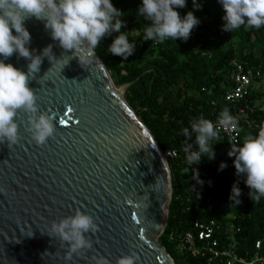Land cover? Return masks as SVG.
<instances>
[{"label":"water","instance_id":"1","mask_svg":"<svg viewBox=\"0 0 264 264\" xmlns=\"http://www.w3.org/2000/svg\"><path fill=\"white\" fill-rule=\"evenodd\" d=\"M24 27L34 55L52 46L55 59L43 58L29 87L40 111L55 117L56 132L37 145L21 113L20 140L0 144V264H95L99 257L116 264L131 254L136 264H174L156 239L169 214L170 168L122 98L129 85L119 99L97 56L81 65L42 20L26 19ZM63 56L65 66L56 60ZM4 62L27 72L29 61L17 53ZM77 209L94 218L97 231L88 234L91 249L66 260L67 245L48 230Z\"/></svg>","mask_w":264,"mask_h":264},{"label":"trees","instance_id":"2","mask_svg":"<svg viewBox=\"0 0 264 264\" xmlns=\"http://www.w3.org/2000/svg\"><path fill=\"white\" fill-rule=\"evenodd\" d=\"M111 2L124 13L120 17L125 22L121 32H125L129 42L132 43L133 38L126 32L128 26L134 29L140 39L145 40V28L150 26L151 21L137 14L142 0ZM210 6H217L224 11L219 0H186L185 7L176 8L181 18L187 14L183 9H190L199 20L198 25L186 41L171 38L166 39L163 44L151 41L158 52L153 55L148 48V56L141 65L124 64L123 57L109 51V46L119 33L113 32L106 36L95 49L97 58L109 73L113 84L116 87L129 85L124 93L125 99L150 130L160 149L179 150V156L168 162L173 194L166 227L160 238L175 264H207V257H192L182 248L181 239L188 232L194 233L195 221L205 219L215 221L224 231L231 222L226 220V214L230 212L235 216L232 223L240 228L236 236L238 255L252 254L256 242H260L261 253L264 254V197L259 201L251 198V189L245 183L246 175L236 174L235 156L232 161H225L221 150L224 142H211L215 156L213 159L202 157L198 178L184 164L181 152L185 143L182 135L184 128L190 130L192 123L201 116L204 119H215L224 108H228L231 115L233 114L232 106L224 102V94L230 86L229 71L233 60L251 64L261 71V78L242 103L243 107L247 106L246 119L257 127L249 128L240 122L239 144L236 147L242 145L248 135L254 136L264 130V109L257 106L258 100L264 97V92L260 90L264 75V45L257 40H264V26L259 29L241 26L232 32L225 31L216 19H211ZM253 37L257 39L253 40ZM233 38L238 40L237 46L243 47L238 54L231 46L230 40ZM140 44L141 51H146L147 43ZM182 76L197 82L199 97L184 98L182 104L174 106L168 102L170 94L165 90L174 86ZM201 77L206 78L204 84L197 81ZM161 94L165 97L163 106L158 102ZM222 164L226 167L221 169ZM233 186L240 190L238 198L233 197ZM198 193L205 196L204 201L197 200ZM216 199L227 202L229 211L218 212L216 208L208 211V206ZM221 241L224 242V238ZM211 264L222 263L214 260Z\"/></svg>","mask_w":264,"mask_h":264},{"label":"clouds","instance_id":"3","mask_svg":"<svg viewBox=\"0 0 264 264\" xmlns=\"http://www.w3.org/2000/svg\"><path fill=\"white\" fill-rule=\"evenodd\" d=\"M219 2L225 11V31L232 32L241 26L256 29L264 26V0ZM185 5L186 0H142L137 14L151 21L150 26L145 28L143 38L156 44H163L168 38L186 41L199 20L192 12L181 18L180 13L174 10ZM122 15L124 13L115 8L111 0H0V56L4 58L0 60V144L6 142L9 146L20 140L21 113L27 116L26 130L37 145L46 144L56 132L55 117L40 111L36 90L29 87L30 81L40 71L43 58L50 60L49 53L54 58L52 46L48 45L40 55H34L27 46L31 35L24 27V21L32 17L42 20L45 28L51 31L52 39L58 41L65 51H71L82 65L91 62L100 42L113 32L119 35L109 46V51L124 59L132 55L135 45L129 42L125 32H121L125 25L120 19ZM14 53L29 61L27 72L4 62ZM64 57L56 60L64 61L65 66L70 59L65 60ZM221 130L237 134L240 131L237 119L228 108L223 109L215 125L211 120L200 118L192 123L191 130H182L185 137L183 151L188 165L199 164L202 157L214 158L211 142L219 138ZM193 134L194 143H190ZM228 155L235 156L236 174L246 175L245 183L251 189V198L259 201L264 197V130L254 136L248 135L242 145L232 147ZM223 167L226 165L222 164L221 169ZM232 193L233 197L240 196L236 186H233ZM96 231L94 218L77 209L74 215L52 221L48 235L59 238L67 245L65 258L71 260L73 255H80L92 248L88 234ZM137 260L134 254L122 255L117 258L116 264H136ZM95 264L110 262L99 257Z\"/></svg>","mask_w":264,"mask_h":264},{"label":"built area","instance_id":"4","mask_svg":"<svg viewBox=\"0 0 264 264\" xmlns=\"http://www.w3.org/2000/svg\"><path fill=\"white\" fill-rule=\"evenodd\" d=\"M260 78L261 71L255 66L238 60H233L231 62L229 71L230 86L224 94V102L232 106L234 109L232 115L237 119L238 124L243 122L249 128H256L257 125L251 124L246 119L245 112L247 106L243 107L242 103L246 101L250 90L257 84V81ZM218 117L211 119L214 125L216 124ZM201 118L204 117L201 116ZM239 137L240 132L237 134L230 130H221L219 138L213 141L224 142L221 150L222 154L225 155L224 158L226 162H230L234 159V156H229L228 153L232 147H236L239 144ZM194 139L195 134H193V138L189 142L194 143ZM193 150H195V147ZM181 152L183 154L184 164L189 168L190 173L198 178L202 158L199 164L190 166L187 163L186 153L183 151V148L181 149ZM162 154L167 162L174 161L179 156V150L172 149L162 151ZM197 200L204 201L205 196L202 193H198ZM214 208H216L218 212L224 210L229 211V204L216 199L208 206V211H212ZM226 220H231V222L224 228V231L222 227L213 220L205 219L202 221H195L194 233L188 232L181 239L182 248H184L192 257H207V264H211L214 260H219L222 264H264V254L261 253L260 242L255 243L252 254H246L245 256L238 255L236 236L239 234L240 228L232 223V221H235V216L232 212L226 214ZM222 238H224V242L221 241Z\"/></svg>","mask_w":264,"mask_h":264},{"label":"rangeland","instance_id":"5","mask_svg":"<svg viewBox=\"0 0 264 264\" xmlns=\"http://www.w3.org/2000/svg\"><path fill=\"white\" fill-rule=\"evenodd\" d=\"M209 8H210V12L212 14L211 15V19H216L219 22L220 26L223 28V26L225 24V21L223 19L224 15H225V12L223 10H221L217 6H210ZM174 10H176V8ZM183 11L186 12V13H188V12H190V9H183ZM127 25H129V24H127ZM126 32L128 34H130V38H133L132 43H134L135 48H134V51H133L132 55L128 56L127 59H124V58L122 59V61H123L124 64H132V63H134V64L135 63H138L140 65L143 64L144 61L146 60L147 56H148V53H147L148 48L153 52V55L157 54L158 49H157L156 45L153 44L150 40L140 39L138 37V34L130 26H128ZM256 39H257L256 37H253V40H256ZM257 40H258V43L264 45V40L259 39V38ZM237 41L238 40L237 39H234V38L232 40H230L231 46H233L234 50H236L237 51V54H238L239 51L243 47L242 46H237ZM142 42H146L147 43V50L146 51L143 50V52L141 51V48H142L141 45L142 44H140ZM175 46H176V44L175 45H171V48H173ZM157 58H160V57L157 56ZM263 59H264V55H263ZM205 80H206L205 77H201L197 81H199L201 84H204ZM261 85L262 86L260 87V90H261V92H264V75H263V79L261 81ZM114 87L116 88V90L119 91L120 87H116L115 85H114ZM196 87H197V82H194V81L190 80L189 78H187L185 76H182L174 86H172L171 88L165 90L167 93L170 94V97H168V102H170L174 106H178V105L182 104V101H183L184 98H188V97L189 98H198L199 97V91H197ZM162 94L159 96L158 102H161V104L163 106L165 104L164 103L165 102V99H164L165 97ZM122 98H123L124 102L129 106V104L127 103V101L125 99L124 94L122 95ZM257 106L259 108L264 109V97H262V98H260L258 100ZM130 108L136 114L135 110L132 107H130ZM136 116H137V114H136ZM138 119L140 120L139 117H138ZM149 132H150V130H149ZM157 145H158V143H157ZM161 236H162V234L157 238V243L159 244V246H161V248H163V250L165 251L166 256H169L173 260V262L175 264L174 259L171 257V255L168 254V252L166 251L165 247L162 245L161 240H160Z\"/></svg>","mask_w":264,"mask_h":264},{"label":"bare ground","instance_id":"6","mask_svg":"<svg viewBox=\"0 0 264 264\" xmlns=\"http://www.w3.org/2000/svg\"><path fill=\"white\" fill-rule=\"evenodd\" d=\"M114 92H115V94L117 95V97L120 99V96H121V92H120V90L118 91V90H116V89H114ZM166 205H167V202H166ZM166 209V208H165ZM164 213H165V210H164ZM158 238V237H157ZM156 238V239H157ZM155 239V240H156Z\"/></svg>","mask_w":264,"mask_h":264},{"label":"snow or ice","instance_id":"7","mask_svg":"<svg viewBox=\"0 0 264 264\" xmlns=\"http://www.w3.org/2000/svg\"><path fill=\"white\" fill-rule=\"evenodd\" d=\"M61 123H64L63 121H61Z\"/></svg>","mask_w":264,"mask_h":264}]
</instances>
